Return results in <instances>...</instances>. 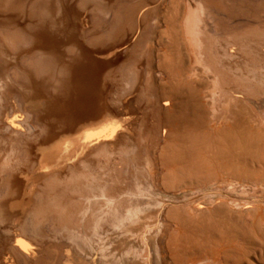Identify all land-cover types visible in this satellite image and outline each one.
<instances>
[{
	"label": "bare ground",
	"instance_id": "1",
	"mask_svg": "<svg viewBox=\"0 0 264 264\" xmlns=\"http://www.w3.org/2000/svg\"><path fill=\"white\" fill-rule=\"evenodd\" d=\"M14 1L0 0L8 74L0 78V107L14 121L0 133V264H47L53 247L55 264H97V257L127 264L131 255L155 264L153 244L161 242L165 255L162 208L124 192L147 184L166 192L224 182L264 188V115L255 107L264 100V0H74L82 15L77 33L62 0L53 11L54 0ZM175 13L177 29L159 31L166 52L155 56L157 18L173 25ZM196 69L202 79L191 78ZM125 81L131 89L120 98ZM173 86L187 92L183 110L168 107ZM224 95L245 99L258 119L213 126ZM157 123L166 132L159 154ZM31 125L35 133L25 134ZM162 207L182 228L166 239L167 264H264V203ZM144 208L156 213L145 217ZM51 216L72 236L50 250L37 237L49 235ZM31 226L36 238L26 235ZM104 228L117 241L97 250L93 241ZM137 240L142 252L133 249Z\"/></svg>",
	"mask_w": 264,
	"mask_h": 264
},
{
	"label": "rangeland",
	"instance_id": "2",
	"mask_svg": "<svg viewBox=\"0 0 264 264\" xmlns=\"http://www.w3.org/2000/svg\"><path fill=\"white\" fill-rule=\"evenodd\" d=\"M25 1L26 0H15L14 3L20 4V3L25 2ZM62 5H63L64 9L68 11V15H67L66 20L69 23V25L72 26V28H73L74 31H72V32H74V33L80 32V28L78 27V24H79V21L81 20L82 15L80 14L79 9H78L79 8L78 2L74 3V0H62ZM59 7H60L59 3L55 0L52 3H50V5H49L50 11L57 10ZM163 11H164V8L161 10V13ZM178 16H180V13H177L175 15V19L173 17L170 19L174 22L173 25L169 21H167V23L163 22L162 21L163 20L162 15H160L157 18L160 21V23H159L158 28H157V33H156L155 37L152 39L153 53L155 54V56L157 55V53L166 50V47H164V45L159 46L157 44V40L159 38V34H158L159 31L162 29H166V31L171 29V28L177 29V24H179ZM68 32L70 33L71 31H68ZM80 35L83 36L84 34L80 33ZM172 45H175V46L178 45L177 41ZM154 61H155V63H157L158 60L156 57H155ZM2 64H3L2 60L0 59V74H3V75H0V78L7 80L8 74L4 71V67L2 66ZM137 70H140V69L138 68ZM201 75H202V72L200 70L196 69L195 71H193L191 78L192 79H202ZM164 78H165V75L161 72H158L157 79L162 80ZM168 80H170V77L168 78ZM124 84H125V86H123V87L121 86L120 89H118L120 92V98H123L122 94L125 91H129L131 89V87L129 88V86H127V81H125ZM207 94H209V93L207 92ZM186 95H187V92L182 93V92L176 91L174 86L171 87L170 88V96H169L170 99H169L168 107L169 108L171 107L174 110L176 108H177V110H183L185 108L184 106L186 103ZM1 96H2V94L0 95V97ZM158 98L160 99L159 96H158ZM0 104H1V101H0ZM176 105H177V107H176ZM163 106H165V104L161 105V107H163ZM155 107H156L155 105H151L147 110H151ZM255 107L260 113H262L264 115V100H259L255 104ZM4 109L5 108L3 106L0 107V122L4 121L5 123L6 122L7 123L4 126L0 127V133H9L10 130L12 129V125L10 123H13L14 121L12 119L7 118L5 112H1V110H4ZM14 114L17 115V117L15 118V120H16L15 125H18V121L21 118L20 114H22V108L18 109V110L15 109ZM244 116L245 117H252L253 120L258 119V116L254 112L253 107L245 99H234L231 95H224L222 98L220 108L216 111L215 115L213 113L211 114V119L213 121L212 125L218 126L221 124L223 126V128H226V127H229L230 125H232L234 123L235 118L240 119ZM155 118H156V116H155ZM153 125H154V123H153ZM158 125L159 124L157 123L154 127L156 130L159 129ZM160 125L162 126V123H160ZM33 133H35V129L32 127V125H31V128H28L25 130V134H27V135H31ZM165 133H166L165 129L162 126L161 129L158 130V135H159L158 143H156V146H154V149L156 148L155 150L157 151V154H159L162 145L166 141ZM1 161H2V159H0V162ZM23 161H24V165H26L28 163L27 159H23ZM122 161H123L122 159L119 160V162H122ZM159 172L160 173L163 172V169L159 170ZM263 194H264V188H255L252 186H244L242 184L238 185L236 187L235 186L232 187V186H227L225 182L223 183V185L221 187H219L215 183H213L209 186L202 187V188H195V189L189 188V189H187V191L182 190V191H171V192H166L162 188H161V190H158L155 187L147 184V186L145 188L141 189L140 191H127V192L123 193V195H126L127 198L129 200L131 199V201H133V202H145V203L150 202V203L155 204L156 208H159V209L162 208V221L164 223V228H165V235H164V238L162 239V245H163V250H164L165 255L163 256V254H162L163 252H162V248L160 246L161 242H157V244H153L152 251H153V255H154V263L155 264H167L168 261L171 262L170 257H169L170 252L168 251L167 246H166V239L168 238V236L170 235V232L172 230H174L176 228L182 229L180 227V225L173 224L167 218V207H162V205L163 206H166L168 204L184 205L186 203H190L192 200H194L195 202L196 201L201 202V201H206L209 199H215L218 201L221 200V201H225V202L241 201V202H244L246 204L248 202H249V204L264 203V195ZM135 196L137 197V199H135L136 198ZM237 197H240V198H237ZM37 199H38V197H37ZM204 212H205L204 210H201L199 212V215H202ZM155 213H156V210L154 211V210H150L149 208H144L145 217H150L152 214H155ZM20 221L21 220L19 218L16 220L17 223ZM47 223L50 224V226L48 228V234L49 235L39 237V238L37 237V239L39 240V241H37L38 244L44 246L45 248L51 250L50 245L55 244V243H58V244L63 243L69 237L72 236L71 234L61 233V231L59 230L60 228L57 227V224L55 223V220L52 216L48 219ZM31 225H32V223H31ZM129 225L135 226L136 224L133 222ZM162 229H163L162 225L156 227V232H157L158 237L161 235ZM115 233H116L115 231H114V233L113 232L111 233L108 228H104L102 231L99 232V237L96 236L94 238L93 243H94V246H96L95 248L97 250H101L105 246L112 244L113 241L116 242L117 240L114 239V237L116 236ZM26 235H28L32 238H36L34 235V229L32 226L29 228V231L26 232ZM138 236H139L138 233L131 234L129 240L130 241L134 240ZM120 242L122 244H126V239L120 240ZM144 246L145 245L142 244L141 241L137 240L133 245V249H134V251L142 252V249ZM35 252L36 251H34V250L30 251V253L28 252V258L32 255L35 256L36 255ZM57 252H58L57 249L54 247H53V250L49 251L50 254L48 256L47 264H55V257L58 258ZM75 253L76 254L78 253V255H81V256L85 255V253H83V252H82L83 254H80V252H78L77 250L75 251ZM220 258H221V260H223L222 255L220 256ZM124 259H126V258H124ZM96 262H97V264H108L107 261L103 260L100 257H97ZM127 264H137L136 257L134 255H131Z\"/></svg>",
	"mask_w": 264,
	"mask_h": 264
},
{
	"label": "snow or ice",
	"instance_id": "3",
	"mask_svg": "<svg viewBox=\"0 0 264 264\" xmlns=\"http://www.w3.org/2000/svg\"><path fill=\"white\" fill-rule=\"evenodd\" d=\"M18 243H19L22 247L27 248V245L24 243V241H18Z\"/></svg>",
	"mask_w": 264,
	"mask_h": 264
}]
</instances>
